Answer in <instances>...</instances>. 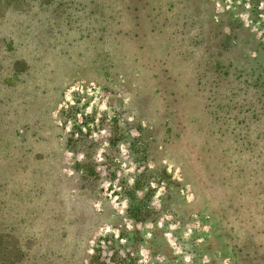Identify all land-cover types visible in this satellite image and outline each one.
<instances>
[{"label":"rangeland","instance_id":"374dc122","mask_svg":"<svg viewBox=\"0 0 264 264\" xmlns=\"http://www.w3.org/2000/svg\"><path fill=\"white\" fill-rule=\"evenodd\" d=\"M23 8L0 0V264H264V0Z\"/></svg>","mask_w":264,"mask_h":264},{"label":"trees","instance_id":"16d2710c","mask_svg":"<svg viewBox=\"0 0 264 264\" xmlns=\"http://www.w3.org/2000/svg\"><path fill=\"white\" fill-rule=\"evenodd\" d=\"M2 2L6 5V6H11V7H13L15 10H25V8H23V7H25L27 4H28V2H29V0H2ZM0 40L5 44V45H8V44H10L11 42L10 41H8V39L6 38H0ZM6 239H11V238H6ZM7 245H10L9 243L7 244ZM12 252H13V250H12ZM12 253H11V251H10V255H11ZM13 262H14V260H13Z\"/></svg>","mask_w":264,"mask_h":264}]
</instances>
